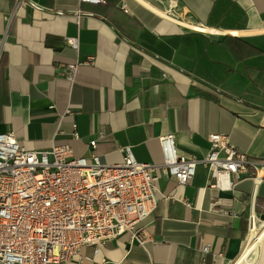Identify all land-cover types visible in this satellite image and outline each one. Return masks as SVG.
<instances>
[{"label": "crops", "instance_id": "crops-1", "mask_svg": "<svg viewBox=\"0 0 264 264\" xmlns=\"http://www.w3.org/2000/svg\"><path fill=\"white\" fill-rule=\"evenodd\" d=\"M146 1L216 32L137 0H0V132L29 149L69 145L108 163L131 146L139 162L154 164L164 160L166 133L198 159L209 135L224 133L264 161V0ZM88 57L73 81L65 76L67 64ZM210 176L203 163L186 184L161 173L158 204L139 225L143 244L123 234L97 254L83 246L69 264H234L253 213L264 218V177L232 176L233 188L221 190ZM251 264H264V238Z\"/></svg>", "mask_w": 264, "mask_h": 264}, {"label": "built area", "instance_id": "built-area-1", "mask_svg": "<svg viewBox=\"0 0 264 264\" xmlns=\"http://www.w3.org/2000/svg\"><path fill=\"white\" fill-rule=\"evenodd\" d=\"M67 43L78 48L77 37ZM92 59L67 64L65 76L73 81L80 64ZM105 136L104 130L97 134ZM159 139L162 163L139 162L131 146L123 148L122 162L108 163L98 154L76 156L69 145L29 149L14 132H0V264H69L83 246L97 254L107 239L127 233L131 242L143 244L148 236L139 225L158 204L161 173L186 184L203 163L210 184L221 190L233 188L232 176H250L258 183L264 177V161L235 148L224 133L209 135L204 159L181 152L174 133ZM89 144L95 148L97 138ZM203 251L210 252V245Z\"/></svg>", "mask_w": 264, "mask_h": 264}, {"label": "bare ground", "instance_id": "bare-ground-1", "mask_svg": "<svg viewBox=\"0 0 264 264\" xmlns=\"http://www.w3.org/2000/svg\"><path fill=\"white\" fill-rule=\"evenodd\" d=\"M140 4H142L145 8L151 10L153 13L169 19L178 24L184 25L188 28H196L198 30H202L208 33H214L216 31L209 28H201L196 25L189 23L186 20H180L176 17L171 10H167L161 6L150 3L146 0H137ZM264 238V218L257 216V214L253 213V218L251 220V226L246 234V242L244 246V250L242 252L241 258L236 264H251L254 259V254L259 247L261 241Z\"/></svg>", "mask_w": 264, "mask_h": 264}, {"label": "rangeland", "instance_id": "rangeland-1", "mask_svg": "<svg viewBox=\"0 0 264 264\" xmlns=\"http://www.w3.org/2000/svg\"><path fill=\"white\" fill-rule=\"evenodd\" d=\"M163 2L166 4V6H168V5H169L168 1H166V2H165V1H163Z\"/></svg>", "mask_w": 264, "mask_h": 264}]
</instances>
